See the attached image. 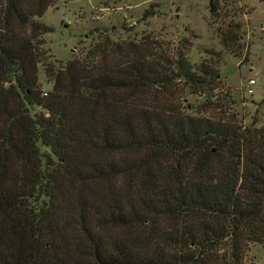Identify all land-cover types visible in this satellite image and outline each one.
Instances as JSON below:
<instances>
[{
  "label": "trees",
  "instance_id": "1",
  "mask_svg": "<svg viewBox=\"0 0 264 264\" xmlns=\"http://www.w3.org/2000/svg\"><path fill=\"white\" fill-rule=\"evenodd\" d=\"M58 1L0 0V264H245L264 247V128L215 93L219 53L93 31L63 64L38 20Z\"/></svg>",
  "mask_w": 264,
  "mask_h": 264
},
{
  "label": "rangeland",
  "instance_id": "2",
  "mask_svg": "<svg viewBox=\"0 0 264 264\" xmlns=\"http://www.w3.org/2000/svg\"><path fill=\"white\" fill-rule=\"evenodd\" d=\"M214 2L215 12L210 0H60L38 20L53 28L44 48L63 64L91 43L93 31H107L119 41L146 40L153 53L174 58L182 52L197 65L215 51L221 59L215 93L236 102L232 109L243 125L256 120L264 128V0ZM249 79L256 82L252 95L244 93ZM40 82L45 91L51 88L43 72ZM184 95L195 107L202 101L200 94ZM244 262L264 264V247L251 245Z\"/></svg>",
  "mask_w": 264,
  "mask_h": 264
},
{
  "label": "built area",
  "instance_id": "3",
  "mask_svg": "<svg viewBox=\"0 0 264 264\" xmlns=\"http://www.w3.org/2000/svg\"><path fill=\"white\" fill-rule=\"evenodd\" d=\"M100 12H104L103 9H100ZM100 17L99 15L97 14L96 17H94L95 20H98ZM66 22H68L70 24V21L66 20ZM255 80L254 79H249L247 81V84H246V87L244 89V93L247 92L249 95H252L253 94V86L255 85Z\"/></svg>",
  "mask_w": 264,
  "mask_h": 264
}]
</instances>
